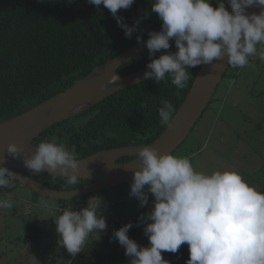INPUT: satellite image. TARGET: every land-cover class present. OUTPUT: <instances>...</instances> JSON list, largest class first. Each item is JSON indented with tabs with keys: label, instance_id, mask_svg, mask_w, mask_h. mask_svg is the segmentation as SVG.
<instances>
[{
	"label": "clouds",
	"instance_id": "9594fccd",
	"mask_svg": "<svg viewBox=\"0 0 264 264\" xmlns=\"http://www.w3.org/2000/svg\"><path fill=\"white\" fill-rule=\"evenodd\" d=\"M74 2L68 0L69 4ZM88 3L97 9L107 8L129 39L141 23L137 20L130 27L117 15L119 10L131 8L135 0ZM227 3L231 13L223 0L215 8L210 0H155L151 12L162 21V29L148 34L146 47L151 62L144 78L160 83L171 76L172 84L183 89L190 78L187 69L223 61L225 57L234 69L250 66V57L257 54L264 60V10L259 15L246 14L248 7L264 8V0ZM173 38L177 51L154 58L157 52L172 47ZM137 42L143 43L142 37L138 36ZM161 103L160 123L168 125L175 108L170 101ZM7 153L12 158H22L24 166L36 173L59 174L68 186L79 183L81 161L75 146L57 143L56 137L39 143L30 156L15 144L8 146ZM135 161L138 167L130 195L139 200L142 208L149 205V194L154 200L151 211L141 215L137 224L146 225L144 235L150 246L142 247L129 238L131 222L114 233L131 264H171L162 253H177L185 243L190 252L186 264H264V192L249 184L242 174L234 170L197 171L189 157L160 154L153 146L141 148ZM6 163L7 157L0 159V189L9 187L17 178L2 166ZM42 203L50 210L54 207L46 201ZM12 207L11 199H0V209ZM100 209L101 201L94 197L79 211L57 209L61 211L59 215L52 212L59 243L73 257L82 252L93 234L96 240L101 239L99 233L107 225Z\"/></svg>",
	"mask_w": 264,
	"mask_h": 264
},
{
	"label": "trees",
	"instance_id": "16d2710c",
	"mask_svg": "<svg viewBox=\"0 0 264 264\" xmlns=\"http://www.w3.org/2000/svg\"><path fill=\"white\" fill-rule=\"evenodd\" d=\"M154 2L135 0L131 8L118 11L117 15L123 17L130 27L135 21H141L129 39L107 8L100 6L97 9L88 0H75L71 4L68 0H0V123L71 88L96 68L136 44L138 36L145 39L149 38L150 32L161 31L162 21L151 12ZM210 2L215 8L220 0ZM223 2L228 4L227 0ZM170 44L172 47L169 50L157 52L154 58L176 52L175 42ZM150 62L148 51L121 66L117 75H129ZM199 68L187 69L190 78L183 89L172 84L171 76H166L160 83L148 79L120 90L88 111L51 126L34 140V144L37 146L56 137L57 143H64L69 148L75 146L78 159L102 150L150 145L167 127L160 123L161 101L173 104V118L191 89ZM109 86L105 85L103 89ZM131 159L121 157L118 162ZM31 177L50 189L60 191L76 189L91 182L80 179L76 185L68 186L62 176L44 174ZM98 194L58 202L69 203V209L79 211L88 206L89 197L86 196L95 197ZM79 199L83 200L77 201ZM100 214L108 225L119 229L126 225L115 220L104 204ZM109 231L104 235V242L111 247V251L104 254L87 242L75 257L66 250L62 254V262L58 263L54 258L51 264H131V258L125 255V248L121 252L115 248V241H112L114 235ZM45 235L44 228L32 222L28 224L26 239H39ZM128 235L129 238L138 235L146 237L135 224ZM162 255H179L186 264L190 259L189 246L185 243L177 253L164 252Z\"/></svg>",
	"mask_w": 264,
	"mask_h": 264
},
{
	"label": "rangeland",
	"instance_id": "374dc122",
	"mask_svg": "<svg viewBox=\"0 0 264 264\" xmlns=\"http://www.w3.org/2000/svg\"><path fill=\"white\" fill-rule=\"evenodd\" d=\"M257 47L259 51L261 46ZM250 59L252 60L250 66L243 69L232 67L228 69L216 88L210 105L186 140L172 154L189 157L197 171L206 173L215 170L238 171L249 184L262 192L264 60L259 58V54ZM131 184L115 187L95 195V198L100 199L101 205H106L115 220L126 224L131 222L144 231L145 224L137 226L139 217L151 211L154 197L149 194V205L140 207L139 200L130 195ZM0 196V199H11L13 202L12 208L0 209V264H51L54 258L58 263L62 262V254L66 249L59 243L61 238L56 230L57 225L52 212L55 211L56 215H59L61 214L59 210L69 209L71 205L60 204L58 200L38 195L24 186H18L11 195L5 196L3 193ZM88 197V201L94 198L86 196ZM80 200L83 199L77 201ZM42 201L54 207L50 210ZM30 222L44 228L46 235L39 239H26ZM118 230L119 228L108 225L106 230L99 233L100 240H96L93 234L87 242L105 254L112 250L104 242L105 233L109 231L114 235ZM130 239L142 247L150 246L147 237L138 235ZM112 241L113 243L115 241V248L119 252L124 249L117 239L113 238ZM163 257L171 264H184L179 255Z\"/></svg>",
	"mask_w": 264,
	"mask_h": 264
},
{
	"label": "water",
	"instance_id": "95a60500",
	"mask_svg": "<svg viewBox=\"0 0 264 264\" xmlns=\"http://www.w3.org/2000/svg\"><path fill=\"white\" fill-rule=\"evenodd\" d=\"M225 7L230 13L232 12L230 4H226ZM262 10L264 8L260 6H252L246 9V14L259 15ZM148 39H143V43L137 42L47 102L0 123V159L7 157V163L2 166L16 174L17 178L14 179L17 180L16 186L27 187L43 197L68 201L133 183L134 171L138 167L135 160L138 151L143 147L153 146L160 154H172L178 149L211 103L216 88L230 67L227 57L210 65H200L182 105L164 132L152 144L102 150L79 159L81 161L79 179L91 181L87 185L65 191L50 189L31 176L44 174L60 176L59 174H50L47 171L36 173L24 166L22 158H12L7 153L8 146L15 144L23 153L29 156L34 154L36 151L34 140L51 126L88 111L101 100L120 90L148 80L144 78V73L150 71L147 66L126 76L117 75V70L121 66L149 51L146 47ZM173 42L175 38L170 40V43ZM105 85L111 86L103 89ZM121 157H132V159L118 162Z\"/></svg>",
	"mask_w": 264,
	"mask_h": 264
},
{
	"label": "flooded vegetation",
	"instance_id": "af4514ba",
	"mask_svg": "<svg viewBox=\"0 0 264 264\" xmlns=\"http://www.w3.org/2000/svg\"><path fill=\"white\" fill-rule=\"evenodd\" d=\"M16 184H17V180H13L9 187H7L5 189H0V194L4 193L5 196L11 195L13 193V191H15V189L18 187V186H16Z\"/></svg>",
	"mask_w": 264,
	"mask_h": 264
}]
</instances>
